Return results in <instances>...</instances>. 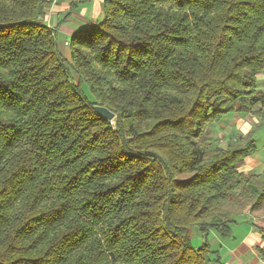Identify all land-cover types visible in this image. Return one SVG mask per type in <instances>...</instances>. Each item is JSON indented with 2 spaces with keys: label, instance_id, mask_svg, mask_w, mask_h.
Wrapping results in <instances>:
<instances>
[{
  "label": "trees",
  "instance_id": "obj_1",
  "mask_svg": "<svg viewBox=\"0 0 264 264\" xmlns=\"http://www.w3.org/2000/svg\"><path fill=\"white\" fill-rule=\"evenodd\" d=\"M52 2L0 0V264H227L264 172L211 127L264 124V0H103L70 56Z\"/></svg>",
  "mask_w": 264,
  "mask_h": 264
},
{
  "label": "crops",
  "instance_id": "obj_2",
  "mask_svg": "<svg viewBox=\"0 0 264 264\" xmlns=\"http://www.w3.org/2000/svg\"><path fill=\"white\" fill-rule=\"evenodd\" d=\"M102 3L103 0H53L47 8L44 19L48 25L58 29L59 36L63 34L64 40L60 41V46L66 56H70L69 47L65 43L69 36L87 24L102 19ZM261 124L263 123L251 114L236 113L214 126L217 128L216 132L221 130L218 126H226L223 127L226 131L220 136H226L227 131H238L239 136H244L253 133V128ZM239 169L244 172H264V158L255 154L247 157ZM235 226L236 230H242L244 233L240 238L233 236V241L227 246L220 244L223 257L228 256L226 263L264 264V239L258 231L259 226H264V213L255 214L246 210Z\"/></svg>",
  "mask_w": 264,
  "mask_h": 264
},
{
  "label": "rangeland",
  "instance_id": "obj_3",
  "mask_svg": "<svg viewBox=\"0 0 264 264\" xmlns=\"http://www.w3.org/2000/svg\"><path fill=\"white\" fill-rule=\"evenodd\" d=\"M64 40V36L63 34H60L59 36V42ZM258 90L259 91H263L264 92V73L261 74L260 80L258 82ZM107 117V116H106ZM111 120L114 121L115 116L113 117H107ZM227 126V124H226ZM226 126H218V129H221L220 131L216 132V126H212L211 128V132H212V139L214 142H217L219 145L225 147L227 146L229 140L231 138H236L239 139L241 138L242 140L244 138H242L243 136H239L238 135V131H227L225 132L227 135L226 136H220L222 134L223 131H226V129H224L223 127L226 128ZM224 129V130H223ZM253 137L256 140V144H257V152L255 153L256 156H261L262 158H264V124H261L257 127L253 128ZM246 136L249 135V133L245 134ZM244 135V136H245ZM217 139V140H216ZM213 142V143H214ZM217 144L215 143L213 146H216ZM263 213V212H262ZM256 214V213H255ZM247 220V219H244ZM236 224L233 225V235L230 238H226V239H222L216 232L212 231V233L209 236V241L213 244L214 248H218L219 245H223V246H227L229 245L232 241H233V236H236L237 238H240L241 235H243L244 232H242V230H236ZM192 241L194 246H199L202 243V236L199 234L198 230L196 228L192 229ZM229 253V252H228ZM227 253V254H228ZM228 256H225L224 259H227ZM249 257L247 256L246 259H248ZM227 261V260H226Z\"/></svg>",
  "mask_w": 264,
  "mask_h": 264
},
{
  "label": "water",
  "instance_id": "obj_4",
  "mask_svg": "<svg viewBox=\"0 0 264 264\" xmlns=\"http://www.w3.org/2000/svg\"><path fill=\"white\" fill-rule=\"evenodd\" d=\"M94 108L97 112H99L102 115H105L107 117H113L114 116L113 112H111L108 108H106L104 106L96 105V106H94Z\"/></svg>",
  "mask_w": 264,
  "mask_h": 264
}]
</instances>
